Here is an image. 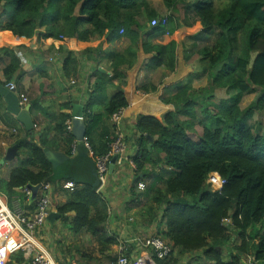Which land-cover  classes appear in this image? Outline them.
Returning <instances> with one entry per match:
<instances>
[{
	"label": "trees",
	"instance_id": "1",
	"mask_svg": "<svg viewBox=\"0 0 264 264\" xmlns=\"http://www.w3.org/2000/svg\"><path fill=\"white\" fill-rule=\"evenodd\" d=\"M161 2L170 16L159 14L152 0H0V32L26 39H76L82 44L124 36L132 40L131 49L156 51L155 62L160 66L164 59L174 61L175 42L154 45L148 42L149 37L172 35L174 27L169 23L172 26L171 17L180 9L185 19L198 23L203 37H210L198 49L208 86L191 95V86H182L175 95L161 100L168 113L162 117L139 116L135 125L136 131L146 135L138 156L133 157L136 174L143 175L144 181L154 180L148 193L141 194L147 200L145 211L164 227L158 236L171 248L167 258L152 254L151 259L154 264H264V128L253 121L256 114L264 117V0ZM164 18L166 27L159 23L149 29L151 21ZM2 56L8 63L0 86L12 82L17 73L20 82L25 72L16 52L3 47L0 59ZM111 59L113 73L119 77L122 66L131 68L136 61L130 49L111 54ZM71 62L74 58L69 56L65 68ZM218 89L225 90L228 97L216 99ZM258 93L261 96L255 102L241 108L245 97ZM128 105L124 92L118 91L108 100L103 114L94 115L92 105L87 106L83 117L93 153L89 166L96 169V159L110 151L119 134L111 117ZM181 117L186 118L182 121ZM69 121L68 114H59L52 136L38 126L39 131L35 128L16 135V164L0 193L13 209L12 201L23 197L19 190L50 184L52 190L66 196L56 214L68 231L76 237H90L95 252L104 255L118 242L107 228L109 207L103 191L97 192L95 184L77 181L85 165L72 162L57 171L45 155V150H50L69 159L75 157L76 139L66 130ZM148 137L152 138L150 149ZM4 155L0 150V161ZM208 176L216 181L219 176L226 183L214 192L207 183ZM63 182H73L75 187L63 189ZM24 201V207L35 209L36 201ZM74 252L80 256L78 264H103L92 252ZM111 252L107 264H114L118 258ZM53 259L56 264L76 260L75 256L70 261L65 257ZM27 263L23 254L17 253L8 264Z\"/></svg>",
	"mask_w": 264,
	"mask_h": 264
},
{
	"label": "crops",
	"instance_id": "2",
	"mask_svg": "<svg viewBox=\"0 0 264 264\" xmlns=\"http://www.w3.org/2000/svg\"><path fill=\"white\" fill-rule=\"evenodd\" d=\"M161 6L164 8L162 2ZM164 12L168 14L165 8ZM171 18L175 23L172 35L171 33L155 34L148 40L154 45L175 42V49L172 52L174 61L164 59V63L160 66H157L155 62L156 51L145 53L142 48L131 49L132 40L124 36L82 44L76 39L65 38L63 41L43 40L38 37L26 39L14 37L10 32H0V48L13 49L25 72L20 82L17 81L18 73L12 80L16 84L17 93H23L27 97L26 106H30L29 115L36 123L35 128L37 129L38 126L49 136L54 135L52 128L59 114L65 113L72 118L75 102L82 107L83 114L87 106L91 104L90 112L99 115L103 114L105 105L115 93L124 92L129 105L123 111L119 134L124 138L125 151L115 162L111 173L108 172L103 196L109 207L107 228L110 236L118 242L111 247L112 252H110L112 256L118 257L120 250H124L131 264H136L142 258L148 262L152 252L143 248L140 242L147 238L159 237V232L165 230L163 226L158 225V222L151 220L145 211L147 200L142 195L144 192L148 193L154 180L144 181L143 175L136 174L133 157L138 156L142 146L141 139L146 137L145 134L136 131L137 118L139 116L162 117L170 111L163 106L162 98L175 95L182 86L186 85L185 83L190 84L195 80L205 79L206 81L207 79L201 71L198 56V49L206 42L207 37H203L200 33L198 23L192 19H185L183 10L180 9ZM169 24L172 28L171 23ZM129 49L135 55L134 65L131 68L122 66L119 71L120 77L115 76L111 54L126 53ZM69 56L74 58V62L65 68V62ZM6 63L8 58L2 56L0 82L5 80L3 70ZM66 71L70 72L71 77L67 76ZM66 105L69 107L65 108ZM25 132L23 125L6 110L4 98L0 94V150L6 154V151L13 146L16 135L20 136ZM15 164L16 158L11 162L0 164V175L8 180L10 170ZM137 178H140V182H137ZM139 185H142L143 189H140ZM18 193L22 197L19 191ZM50 195V213H57V206L66 202V196L57 190H52ZM23 197L20 201L18 200V204L27 216H31L34 210L24 207L26 200L24 201ZM15 200L17 199L12 201L13 209ZM68 216L74 217V214ZM37 236L41 247L53 258L59 260L62 258L60 254L64 251L58 252L57 248L65 247L68 241L77 239L81 243L87 239L89 246L96 247L90 237L72 235L59 217L53 223L47 221ZM59 238L70 240L65 243L63 240H58ZM61 241L63 244L59 243ZM84 246L88 245L84 244ZM95 250L92 256L96 257L100 263L107 264L110 252L101 255ZM73 256L76 260L71 264H78L79 254L64 252L63 255L67 261H70Z\"/></svg>",
	"mask_w": 264,
	"mask_h": 264
},
{
	"label": "built area",
	"instance_id": "3",
	"mask_svg": "<svg viewBox=\"0 0 264 264\" xmlns=\"http://www.w3.org/2000/svg\"><path fill=\"white\" fill-rule=\"evenodd\" d=\"M167 26L166 18L162 21L153 20L149 24V29L159 25ZM122 33V32H121ZM9 91L14 92L19 98V106L24 109L28 103L27 97L23 93H17V87L14 82H10L5 86ZM123 111L120 110L113 114L111 121L119 130V125L123 119ZM66 130L71 132V123H66ZM84 146L89 151L90 156L93 155L91 147L87 139L84 140ZM76 149L74 147V153ZM125 151L124 138L121 134L110 145L108 154L96 159V169L100 180V188L97 192L103 191L107 184L109 164L114 156L120 158ZM132 163V162H131ZM218 185L212 191H220L225 185V181L218 177ZM208 182V180H207ZM63 189L72 190L75 185L73 182H63ZM140 189L143 186L140 185ZM25 199L29 200L31 192L25 188L19 190ZM52 186L45 184L42 186L36 206L31 216H27L19 206L18 200H15V208L10 209L6 198L0 193V264H7L9 258L17 253H22L29 264H56L53 257L45 251L37 240V234L43 229L47 223V218L51 207ZM141 246L148 249L158 259H165L171 254V248L159 237H151L140 242ZM114 264H131L130 259L126 256L124 250H120L118 258ZM135 264V263H134ZM136 264H154L150 258L148 262L143 258Z\"/></svg>",
	"mask_w": 264,
	"mask_h": 264
},
{
	"label": "water",
	"instance_id": "4",
	"mask_svg": "<svg viewBox=\"0 0 264 264\" xmlns=\"http://www.w3.org/2000/svg\"><path fill=\"white\" fill-rule=\"evenodd\" d=\"M0 94L3 96L6 110L13 115L16 120L23 125L26 132H31L35 129V125L29 115L30 106H26L24 109H21L19 106V98L14 92L9 91L5 86H0ZM71 133L76 139V151L75 157L69 159L65 155L61 153H55L50 150H45V155L48 162L52 165L54 170L59 171L61 168L66 167L68 168L70 163H78L79 165H85L84 169L80 171L77 176V181L86 184H95L97 190L100 188V180L98 177L97 169L95 167L89 166L90 158L89 151L84 146V140L86 139L87 133V126L83 117V109L77 102L73 105L72 111V118H71ZM150 143L148 144V148H151V141L152 138L148 137ZM18 156L17 146H12L6 151L4 158L0 161V164H4L5 162H11ZM118 157L114 156L111 159L109 164V172L111 173L115 162L117 161ZM30 192L31 195L29 197V202L33 203L38 199L39 192L42 188V185L38 186H31L28 185L26 187ZM59 215L56 213H50L47 221L53 223V221L58 218Z\"/></svg>",
	"mask_w": 264,
	"mask_h": 264
},
{
	"label": "rangeland",
	"instance_id": "5",
	"mask_svg": "<svg viewBox=\"0 0 264 264\" xmlns=\"http://www.w3.org/2000/svg\"><path fill=\"white\" fill-rule=\"evenodd\" d=\"M152 3H153V5L156 7V9H157V12L159 13V14H161L162 16L164 15V16H166V15H168V14H166V12H164V8L161 6V1H158V0H152ZM172 27H174L175 26V23H174V21L172 20ZM210 40V37H207V41L203 44V45H205V44H207L208 43V41ZM185 42H187V41H185ZM207 81V82H206ZM206 81H205V79L204 80H202V81H200V80H195V81H192V83H185V84H187V85H190L191 86V89H190V91L188 92V94L189 95H191L192 94V92H195V93H197V91H200V90H202V89H205L207 86H208V80L206 79ZM146 88V87H145ZM147 89V88H146ZM261 96V94L260 93H258V94H252V95H250V96H247V97H245L244 98V100H243V102L241 103V108L242 109H245L246 107H248L250 104H252L253 102H255L259 97ZM166 97V96H165ZM164 97V98H165ZM169 97V96H168ZM214 97L216 98V99H218V100H220V99H224V98H227L228 97V94L226 93V91L225 90H220V89H218V90H215V92H214ZM163 99V98H162ZM172 110V109H171ZM195 110H196V113L198 114V115H200V112L198 111V107H196L195 108ZM198 117H200V116H198ZM185 118L186 117H181V120L182 121H184L185 120ZM253 121L254 122H256L257 124H260L263 128H264V117H262L260 114H256L255 116H254V119H253ZM118 127H120V125L118 126ZM120 133V132H119ZM219 177V176H218ZM217 177V180L219 179ZM5 182H6V179H5V177H2L1 175H0V187H2L4 184H5ZM208 185L210 186V189L211 190H214V189H216V188H218L217 187V185H218V182L215 180V177L214 176H208ZM139 188H140V185H139ZM2 195V197L4 196L3 194H1ZM5 197V196H4ZM67 229H68V227H67ZM41 232V231H40ZM39 232V233H40ZM38 235V234H37ZM38 237V236H37ZM85 237V236H84ZM88 237V236H87ZM86 238V237H85ZM58 240H63V241H65V243L68 241V240H70V239H68V238H65V239H62V238H59ZM63 241H61V242H59L60 244H63L62 242ZM72 243H74V245H71ZM91 243V242H90ZM84 244H87L88 246H84ZM60 247V249L59 248H57V250H58V252L60 251V250H63L64 252H65V254H74L75 252L74 251H77V252H82V251H85V252H88V253H91V252H93L94 250H95V247L94 248H92V246H89V244L87 243V239L86 240H84L83 242H79V240H77V239H74V240H71V241H68L67 242V245H65V247H63V246H59ZM82 247V248H81ZM66 256H68V255H66ZM62 258H63V256H62Z\"/></svg>",
	"mask_w": 264,
	"mask_h": 264
}]
</instances>
